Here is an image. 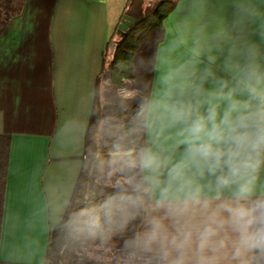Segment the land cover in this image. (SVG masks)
<instances>
[{
    "label": "crops",
    "instance_id": "obj_1",
    "mask_svg": "<svg viewBox=\"0 0 264 264\" xmlns=\"http://www.w3.org/2000/svg\"><path fill=\"white\" fill-rule=\"evenodd\" d=\"M115 1L16 0L0 21V151L7 152L0 264L44 263L48 233L80 170L103 47L121 17ZM173 1L148 101L160 93L162 77L181 66L185 75L229 79L222 71L227 47L216 49V36L229 34L237 48L256 43L264 64V0ZM196 45L212 48L215 63L194 56ZM203 87L211 90L213 80Z\"/></svg>",
    "mask_w": 264,
    "mask_h": 264
},
{
    "label": "clouds",
    "instance_id": "obj_2",
    "mask_svg": "<svg viewBox=\"0 0 264 264\" xmlns=\"http://www.w3.org/2000/svg\"><path fill=\"white\" fill-rule=\"evenodd\" d=\"M214 40L227 47L229 79L168 72L116 146L123 178L109 208L143 223L126 241L129 264H264L262 53L254 42L235 47L227 33ZM212 51L193 48L215 63ZM141 130L148 139L137 146Z\"/></svg>",
    "mask_w": 264,
    "mask_h": 264
},
{
    "label": "trees",
    "instance_id": "obj_3",
    "mask_svg": "<svg viewBox=\"0 0 264 264\" xmlns=\"http://www.w3.org/2000/svg\"><path fill=\"white\" fill-rule=\"evenodd\" d=\"M174 6L173 0H130L124 13L134 21L113 41L108 59L103 49L80 170L61 219L48 233L43 264H62L63 253L73 247L80 251L113 245L127 253L126 241L137 233L141 219L125 223L118 209L109 208L114 184L123 178L116 146L148 102L157 46L165 35L163 22ZM121 88L132 93L123 96ZM146 141L141 130L137 146ZM6 159L7 152L0 151V217ZM78 259L82 264H112L74 254L73 260Z\"/></svg>",
    "mask_w": 264,
    "mask_h": 264
},
{
    "label": "rangeland",
    "instance_id": "obj_4",
    "mask_svg": "<svg viewBox=\"0 0 264 264\" xmlns=\"http://www.w3.org/2000/svg\"><path fill=\"white\" fill-rule=\"evenodd\" d=\"M130 0H116L112 5L114 7H118V5L121 6L120 13L121 17L125 12V9L128 5ZM148 1V0H147ZM152 1V0H150ZM17 5L16 0H0V21L10 12H12L13 8ZM120 17V18H121ZM125 29L118 28L117 26H112L110 28L109 26V37L107 41L105 42V45L103 49H105L106 53V59L109 58L111 54V47L113 46V41H116L119 38V35L122 31ZM111 43V45H110ZM119 92L123 96H129L132 91H128L125 88H121ZM119 179V176L116 177ZM86 255L87 257L94 259L96 261H102V262H111L112 264H129L128 255L126 252L120 251L117 247L113 245H97L92 248H84L82 247L80 251H77L76 248L69 249L68 251L63 253V260L62 264H82L81 260H73V255Z\"/></svg>",
    "mask_w": 264,
    "mask_h": 264
},
{
    "label": "water",
    "instance_id": "obj_5",
    "mask_svg": "<svg viewBox=\"0 0 264 264\" xmlns=\"http://www.w3.org/2000/svg\"><path fill=\"white\" fill-rule=\"evenodd\" d=\"M132 21H134L133 17L123 14L118 23V28L126 29L132 23Z\"/></svg>",
    "mask_w": 264,
    "mask_h": 264
}]
</instances>
